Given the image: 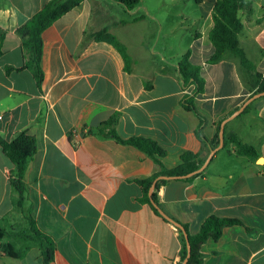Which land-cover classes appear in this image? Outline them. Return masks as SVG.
Masks as SVG:
<instances>
[{
    "label": "crops",
    "instance_id": "1",
    "mask_svg": "<svg viewBox=\"0 0 264 264\" xmlns=\"http://www.w3.org/2000/svg\"><path fill=\"white\" fill-rule=\"evenodd\" d=\"M49 1L0 0V139L10 142L21 133L35 139L24 182L32 219L55 243L51 264H176L179 232L141 201L137 183L158 166L99 129L117 115L116 134L156 142L166 152L160 159L165 169L176 167L185 152L205 160L216 125L253 95L257 75L264 76V0H251V12H239L237 43L254 66L251 73L233 56L207 64L216 0H141L131 10L111 0L81 1L42 33L39 87L28 70L6 74L5 68L24 64L15 31ZM103 29L125 47L128 72L110 45L91 38ZM184 55L204 80L193 103L208 143L195 135L197 116L181 107L194 92L178 72ZM250 104L225 124L224 134L254 148L257 158L228 145L193 180H169L156 191L163 214L190 235L210 216L241 223L206 241L200 264H264V96ZM12 170L0 148V227L28 228L16 207ZM2 244L9 253L0 252V264H42L33 242ZM18 251H24L20 258Z\"/></svg>",
    "mask_w": 264,
    "mask_h": 264
},
{
    "label": "trees",
    "instance_id": "2",
    "mask_svg": "<svg viewBox=\"0 0 264 264\" xmlns=\"http://www.w3.org/2000/svg\"><path fill=\"white\" fill-rule=\"evenodd\" d=\"M84 0H51L37 14H35L28 22L17 28L15 33L21 42V47L24 51L25 62L20 68L6 67L5 73L9 74L13 71L28 70L36 85L40 87L43 81V73L41 70V57L43 50L42 33L49 28L54 22L59 20L64 14L69 12L73 7ZM112 2L122 6L126 10H131L136 7L141 0H111ZM198 3V0H195ZM251 0H216L212 12L211 21L212 27L208 32V40L212 46L213 53L207 59V64L214 65L222 61L226 56L235 57L241 68L247 73L254 71V66L245 57L243 51L238 47L237 37L242 30V24L239 19V12H251ZM264 18V11L263 16ZM91 38L96 42H103L110 45L121 57L123 61V70L128 72L131 61L127 55L125 47L116 40L115 37L107 33L105 29L91 35ZM178 72L182 81L183 87L190 85L194 86L192 96L185 97L181 102V107L188 112L197 116L199 123L195 131L196 137L203 143H208L202 134L203 119L196 113L193 98L204 90V80L200 76L199 68L192 65L186 55L178 63ZM259 80L256 91L253 94L264 92V76L257 75ZM251 109V104L247 105L242 114ZM118 121V116L113 115L107 121L101 124L99 133L113 139L116 143L130 146L153 159L158 166V170L150 177L139 180L137 183L141 187V201L146 203L151 210L158 216L157 210L150 204L148 198V190L152 182L161 176L175 177L177 181H191L201 173L195 174L189 178H182L201 167L204 160L199 159L197 155L192 153H183L180 155L179 164L172 169H165L160 162V159L166 155V152L154 141L146 138L133 137L129 139H121L115 132L114 128ZM220 122L216 125V133L214 139L210 142L212 147L218 145V132ZM105 131V132H104ZM104 133V134H103ZM232 145L236 154L251 158H257V152L254 148L242 145L235 140L233 135H223V148ZM0 148L3 154L9 159L13 166L11 185L17 193L16 207L19 209L22 217L27 221L28 228L25 233H8L0 231V252L9 253V249L1 244L2 237L7 239H19L23 241H31L38 247L42 264H51L54 259L55 243L54 240L42 232L36 226L35 221L31 217V205L28 198V187L24 182V176L29 162L32 160L36 152V142L32 136L25 133L19 134L10 142L0 139ZM169 180H159L155 185V190L152 193V200L157 207L158 198L156 195L157 189ZM162 217V216H161ZM163 218V217H162ZM164 219V218H163ZM177 223V222H176ZM179 224V223H177ZM186 234V238L182 232H179L180 242V258L176 264H181L186 256V246L188 244L190 253L186 264H200L202 256L200 247L208 240L217 241L222 234L224 227L241 225L237 220L221 219L210 216L201 224L198 232L195 235H190L184 225L179 224ZM24 251L16 252L17 257L23 256Z\"/></svg>",
    "mask_w": 264,
    "mask_h": 264
},
{
    "label": "water",
    "instance_id": "3",
    "mask_svg": "<svg viewBox=\"0 0 264 264\" xmlns=\"http://www.w3.org/2000/svg\"><path fill=\"white\" fill-rule=\"evenodd\" d=\"M262 96H264V92H260V93L253 94L231 116H229L228 118L224 119L220 123L219 132H218V145L215 148H213V149L210 150L209 155L206 157V159L204 160L203 164L201 165V167L199 169H197L196 171H194V172H192V173H190V174H188V175H186V176H184L182 178L192 177L195 174L201 173L205 169V167L209 164V162H210L212 156L214 155V153L216 151L222 149V147H223V135H224V126H225V124L228 121L236 118L239 114H241L243 112V110L245 109V107L247 105H249L254 99H257V98L262 97ZM257 163L258 164H262L263 163V159L262 158H258ZM174 179H175V177H171V176L170 177H168V176H161V177L156 178L152 182V184H151V186H150V188L148 190V198H149L150 204L157 210V212L159 213V215L162 216L165 220H167L170 223H172L176 228H178L182 232V234L184 235V237L186 238V234H185L184 230L182 229V227L179 224H177L175 221H173L170 218H168L165 214H163V212L160 210V208L157 207L155 205V203L153 202V200H152V193L155 190V185H156L157 181H159V180H174ZM186 251H187L186 252V256H185L184 260L181 262V264H186L187 261H188L189 253H190V249H189L188 244L186 246Z\"/></svg>",
    "mask_w": 264,
    "mask_h": 264
},
{
    "label": "rangeland",
    "instance_id": "4",
    "mask_svg": "<svg viewBox=\"0 0 264 264\" xmlns=\"http://www.w3.org/2000/svg\"><path fill=\"white\" fill-rule=\"evenodd\" d=\"M152 0H147V3H150ZM193 6V1H191L190 3H188V7H192ZM124 11L126 12V10L124 9ZM1 230H3V231H6V232H8V233H14L15 231H17V233H25V232H27L28 230H27V228L25 227H17L15 230H13V229H11V230H8V229H5V228H3L2 229V227H0V231ZM7 240V238L6 237H2V239H1V244H2V241H6Z\"/></svg>",
    "mask_w": 264,
    "mask_h": 264
},
{
    "label": "built area",
    "instance_id": "5",
    "mask_svg": "<svg viewBox=\"0 0 264 264\" xmlns=\"http://www.w3.org/2000/svg\"><path fill=\"white\" fill-rule=\"evenodd\" d=\"M74 146H75V147H77V146H78V143H77V142H75V143H74Z\"/></svg>",
    "mask_w": 264,
    "mask_h": 264
}]
</instances>
